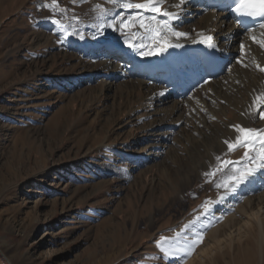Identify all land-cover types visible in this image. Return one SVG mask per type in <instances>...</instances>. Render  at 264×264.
Segmentation results:
<instances>
[{
    "label": "rangeland",
    "instance_id": "rangeland-1",
    "mask_svg": "<svg viewBox=\"0 0 264 264\" xmlns=\"http://www.w3.org/2000/svg\"><path fill=\"white\" fill-rule=\"evenodd\" d=\"M96 1L58 0L61 13L42 6L51 0H0V264H264V216L247 237L234 232L228 223L248 218L239 212L245 202H217L224 190L212 181L222 177L204 175L217 156L243 155L218 143L242 107L243 53L219 74L228 90L217 104L210 95L194 109L186 102L153 126L166 104L141 87L128 96L108 89V64L64 45L65 28L115 35L99 29L107 19L94 7L113 5ZM263 125L257 114L251 129ZM205 202L211 208L201 215ZM197 235L202 241L182 259L163 256L161 248Z\"/></svg>",
    "mask_w": 264,
    "mask_h": 264
},
{
    "label": "bare ground",
    "instance_id": "bare-ground-1",
    "mask_svg": "<svg viewBox=\"0 0 264 264\" xmlns=\"http://www.w3.org/2000/svg\"><path fill=\"white\" fill-rule=\"evenodd\" d=\"M92 1L98 3L96 0ZM177 2L178 0H166V5L169 7L170 11L179 12V20L172 21V24L177 31L181 32V30H183L187 35L181 37L179 41L173 38L172 43L175 44L178 42L180 47H170L166 52L159 55L140 56L138 54V49L130 47L128 43L118 38L119 34H117L116 30V32L114 31L115 35L107 34L105 31H103L105 33H100L97 36L94 32V34H91V32H84L83 39L80 38V35H67L64 37V45H66V47L67 45L72 46V48L78 51L80 56H93L98 60L97 63H107L110 68V72L105 73L106 79L109 80L108 89L116 86L117 92L122 91L121 94L125 93L126 96H128L134 92L137 94L141 87L145 89V96L151 95L150 98H152V101L156 99V102H159V104H166V106L162 108V111L159 112L161 115L159 121L153 123V126H160V124L164 123L163 119H169L173 117L174 114L177 115V113L184 108L183 104L186 102L194 109L198 105H204L205 102L203 97H209L210 95V104L212 105L214 102L217 104L218 102L216 100L220 97L219 93L222 92L224 88L228 90V87L225 86L227 84L221 79L219 80V75L210 78L201 86L197 85L205 77L203 71L205 57L204 49L209 48L207 43L201 42L205 35L212 37V41L217 47L219 56L223 61L221 74L226 71V68L231 66L230 64L240 56L239 54L243 53V59H240L243 60L245 69H243L241 73L244 74L242 81H244V83L246 82V89H244L246 92L244 95L240 96L242 103H238L242 107L239 108L237 114H233V117L231 116L232 120L226 124L224 130L226 134L223 132L226 140L234 141L238 132L232 126L239 125L244 128H252V120L258 114L257 108L253 102L256 101V103H259L256 98L264 95V71L260 70L264 68V48L250 39V36H255L256 40L264 41V29L258 28L248 32L242 30L234 19L228 17L226 10L218 9V6L226 4L225 0H186V3L182 5L183 11H179L172 6ZM199 2L203 4L202 8L197 6ZM118 13H120V9H114L112 16L114 17ZM144 15L148 16L151 15V13L146 12ZM159 18L166 19L165 17ZM136 35L137 39L135 41L130 39V43H144V41L139 38L140 30L138 26ZM240 41L243 42L244 45L243 51L240 46H238V42ZM182 47H185L188 53L187 57L183 54ZM246 65L251 68L248 69ZM169 75L174 77V81L167 84L166 78ZM235 81H237V79ZM178 82H181L182 86L187 91L184 97L173 99V94H178L180 89V87L177 86ZM228 82L231 81L228 80ZM230 86L229 88H231ZM235 87L237 88V85H235ZM157 91H160V95H157ZM236 91L237 90L232 89L229 95H232L234 98L232 101L238 102L239 93ZM222 93L220 95L223 96L225 93ZM162 96L163 99L161 100L160 97ZM171 96L173 97L172 99ZM225 104H227V102H225ZM262 106L263 104L260 106L259 111L262 109ZM221 107L223 108V106ZM177 119L179 121L182 120L179 116ZM213 125L215 129H221L220 127H223L220 126L219 123H213ZM262 130H264V125L262 126ZM225 138L223 137V139ZM220 139L218 141V143L220 142V150L227 149V145L222 141L223 139ZM217 148L219 147L217 146ZM212 152H214V150ZM209 162L211 164V160ZM205 163L208 162L205 161ZM230 195H232L230 197H234L236 201L243 200V202H245L239 204V212L241 214L247 210L246 213L248 218L242 223L241 221L231 220L228 223V227L233 228L236 226L233 231L237 234H243L244 236L248 234V230L252 231L255 226L262 227V217L264 216V172H258L254 177H250L248 182ZM236 209L238 210V208ZM255 222H257L256 225L254 224ZM221 239L222 238H220V241Z\"/></svg>",
    "mask_w": 264,
    "mask_h": 264
},
{
    "label": "snow or ice",
    "instance_id": "snow-or-ice-1",
    "mask_svg": "<svg viewBox=\"0 0 264 264\" xmlns=\"http://www.w3.org/2000/svg\"><path fill=\"white\" fill-rule=\"evenodd\" d=\"M73 2L75 3L77 0H73ZM233 2L235 3V7L232 11L236 14L254 19L259 18L261 21H264V0H233ZM108 3L113 5V7L106 9L100 4L94 6L98 16L107 18V23L100 24L99 29L109 27L120 31L125 35V43H128L132 48L138 49L140 56H155L166 52L170 47H180L178 42L172 43L173 38L179 41L181 37L187 35L185 32L177 31L172 24V21L179 20L180 16L179 12L169 10L166 0H143V2H137V0H108ZM185 3L186 0H178L172 6L179 11H183L182 5ZM42 6L52 8L54 12L59 11L63 13L65 11L59 8L58 0H51L50 4L45 3ZM115 8L131 11H128L127 14L122 11L113 17L112 14ZM145 12L151 13V15L145 16ZM159 17H165L166 19H160ZM73 19L77 18L73 16ZM52 23L58 27H64L60 19H53ZM137 26L140 30L139 38L144 43H130V39L132 41L137 39ZM259 27L264 29V22H261ZM76 34L75 31L72 33L67 32L65 28V36ZM80 38L83 39V33H80ZM250 39L264 48V41L256 40L255 36H250ZM201 42L207 43L209 47H215L211 36L205 35ZM243 49L244 45L242 43L241 50L243 51ZM260 70L264 71V68ZM256 100L259 103H256V101L253 103L257 108L260 118L264 119V111H259L260 106L264 104V95L257 97ZM232 127L237 130L238 134L235 136L234 141L225 140L224 143L227 145L228 152L243 148V155L236 161L222 159L221 156H217V167L204 173L209 181H212V178L217 173L222 177L218 181H212L217 189H224V194L219 197V201L217 202L223 201L225 196L235 193L238 188L249 181L250 177H254L258 172H264V130L244 128L239 125ZM201 207L204 208V212L201 215H207L211 205L205 202ZM191 223L190 221L189 224ZM188 227L189 225H185V228ZM202 239V236L197 235L195 239L186 241L184 246L161 248V251L165 258L180 257L182 259L181 253L184 255L189 254L192 247L201 242Z\"/></svg>",
    "mask_w": 264,
    "mask_h": 264
},
{
    "label": "water",
    "instance_id": "water-1",
    "mask_svg": "<svg viewBox=\"0 0 264 264\" xmlns=\"http://www.w3.org/2000/svg\"><path fill=\"white\" fill-rule=\"evenodd\" d=\"M11 264V263H10Z\"/></svg>",
    "mask_w": 264,
    "mask_h": 264
}]
</instances>
